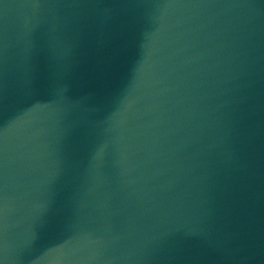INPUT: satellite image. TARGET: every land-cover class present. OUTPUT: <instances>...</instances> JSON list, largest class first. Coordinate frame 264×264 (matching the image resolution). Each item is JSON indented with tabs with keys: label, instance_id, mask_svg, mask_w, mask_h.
Masks as SVG:
<instances>
[{
	"label": "water",
	"instance_id": "obj_1",
	"mask_svg": "<svg viewBox=\"0 0 264 264\" xmlns=\"http://www.w3.org/2000/svg\"><path fill=\"white\" fill-rule=\"evenodd\" d=\"M264 213V0H0V264H239Z\"/></svg>",
	"mask_w": 264,
	"mask_h": 264
}]
</instances>
